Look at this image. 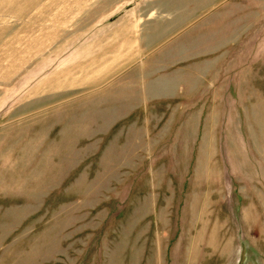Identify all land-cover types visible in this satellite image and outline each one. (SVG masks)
<instances>
[{
    "label": "rangeland",
    "instance_id": "obj_1",
    "mask_svg": "<svg viewBox=\"0 0 264 264\" xmlns=\"http://www.w3.org/2000/svg\"><path fill=\"white\" fill-rule=\"evenodd\" d=\"M0 264H264V0H0Z\"/></svg>",
    "mask_w": 264,
    "mask_h": 264
},
{
    "label": "crops",
    "instance_id": "obj_2",
    "mask_svg": "<svg viewBox=\"0 0 264 264\" xmlns=\"http://www.w3.org/2000/svg\"><path fill=\"white\" fill-rule=\"evenodd\" d=\"M174 96V95H173ZM173 96H171V94L170 95H167V96H165V97H171V98H173ZM252 206H253V201H252V204H251ZM257 206L258 207H260L259 206V204H257ZM253 209H254V206H253ZM257 210V209H256ZM255 209H254V212L256 211ZM243 213H245V212H243ZM254 214V213H253ZM256 214L258 215V212H256ZM252 216H254V215H252V214H248L247 216H246V214L243 216V220H244V217L246 218V217H248V218H251ZM259 216V215H258ZM254 218V217H253ZM250 222H251V220H249Z\"/></svg>",
    "mask_w": 264,
    "mask_h": 264
}]
</instances>
